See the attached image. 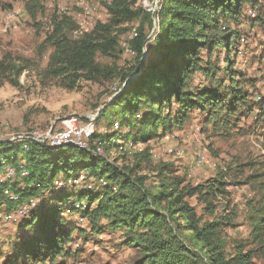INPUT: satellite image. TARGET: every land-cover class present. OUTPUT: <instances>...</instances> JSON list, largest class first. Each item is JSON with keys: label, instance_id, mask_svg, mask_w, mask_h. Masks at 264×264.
Here are the masks:
<instances>
[{"label": "trees", "instance_id": "obj_1", "mask_svg": "<svg viewBox=\"0 0 264 264\" xmlns=\"http://www.w3.org/2000/svg\"><path fill=\"white\" fill-rule=\"evenodd\" d=\"M38 2L31 0L26 5L32 17ZM135 3L136 0L104 2L109 14L107 22H96L89 31L83 29L88 32L80 31L81 35L75 39L68 37L76 27L74 21L69 16L53 15L51 30L43 43L53 47L45 70L48 77L72 76L73 83L80 78L113 79L117 68L96 61V55L113 56L120 27L139 21L129 44L135 53V63L121 74V88L112 94L111 101L99 107L95 123L103 117H114L110 126L119 121L115 118L121 111L124 115L129 113L128 117L119 118L120 129L125 126L133 130L122 141L145 146L142 151L133 152L135 159L131 166L119 167L107 157V152L115 145L116 132H94L89 139V150L71 143L51 145L35 138L0 140V173L5 169L1 159L17 171L25 169L24 177L22 172H15L12 179L16 180L0 181V226L26 216L46 193L53 201L42 213H37L45 203L42 199L29 213L30 220L22 226L35 225L36 233L16 244L2 264H55L58 256L68 255L64 248L75 227L61 214L70 211H78L96 232L105 227L121 231L123 244L137 254L133 264H256L255 257H264V193L248 203V240L234 239L229 245L222 230L224 222L214 215L217 199L228 196L225 172L220 171L213 178L194 185L177 174L169 162L157 164L153 182L149 184L145 182V175L138 174L142 159L151 157L146 144L182 125L193 109L208 114L209 121H213L219 132L232 126L245 106L264 109L263 97L252 102L247 100V91L235 78L237 71L229 66L220 69L211 63L214 48L220 47L228 53L242 37L227 23L238 19L243 3L252 6V24L257 23L264 29V0H162L158 11L147 12ZM155 18L159 32L147 66L139 71L147 41L144 24L152 26ZM203 48L208 50L206 60L199 55ZM23 68L11 55L0 58V84L8 81L17 85ZM217 71L223 73V78ZM133 73L137 74L125 83ZM196 73L209 84L201 88L195 86L192 77ZM24 144L26 149L22 148ZM99 145L103 154L93 151ZM16 158L19 162L12 165ZM242 167L238 163L235 168L223 169L237 176L242 175ZM69 170L79 171L70 176ZM81 170L97 182L98 188L82 186L75 190L77 187H71L73 193L65 191L68 187L54 188L53 182L60 171L66 174L63 180H68ZM255 179L263 181L264 168L258 174L246 176L245 182ZM95 189L99 190L93 192ZM191 198L195 204L190 202ZM32 200L35 203L26 214L16 213ZM5 214L11 215L10 219H4ZM101 220L105 224L100 225Z\"/></svg>", "mask_w": 264, "mask_h": 264}, {"label": "rangeland", "instance_id": "obj_2", "mask_svg": "<svg viewBox=\"0 0 264 264\" xmlns=\"http://www.w3.org/2000/svg\"><path fill=\"white\" fill-rule=\"evenodd\" d=\"M106 1L109 0H87L88 5L90 3L96 8V14L91 17L95 23L107 22L109 19L104 5ZM161 1L136 0L135 6L141 7L145 12L151 9L158 11ZM29 3L31 0H0V58L11 55L24 66L17 85L8 81L0 84V140H12L14 139L12 136L16 134L46 135L47 132H53L65 118L77 117L84 120L90 117L89 128L84 135L85 140L89 143L94 132L101 134L116 132V138L113 141L115 145L107 152V157L119 167L131 166L135 159L134 153H131V150L124 152L118 149V142L125 140L128 132H133L125 126L120 129L118 125L119 118L128 117L129 113L124 115L121 111L115 118L119 121L113 120L115 122L111 123L112 126H109V123L114 117H103L96 123L95 119L99 107L111 101L112 94L121 88L123 84L121 74L127 72L135 63V53L129 44L139 21L125 23L120 27L119 30H122L113 56L96 55V61L117 68L113 79L101 78L98 81H91L80 78L73 83L72 76L60 78L47 76L45 70L53 47L43 41L51 30L53 15L69 16L74 21L76 27L69 32L68 36L71 39L80 36V31L82 33L89 31L78 27V22L90 20L89 16L83 19L81 8L73 4V0H39L38 6L34 7L35 16L32 17L26 8ZM251 8L249 3H243L238 19L227 23L230 28L245 37L243 46L237 51L236 48L231 49L228 53L216 47L211 53V63L217 68L229 66L238 72L235 78L240 80L243 90L247 91V100L250 102L264 98L262 83L264 29L257 23L252 24L253 10ZM7 10H15L19 14L16 18L8 20L5 17ZM157 22L155 18L152 26H149L147 22L144 24L147 41L143 48L145 56L140 59L141 70L147 66L154 38L159 32ZM199 55L206 60L208 50L201 49ZM217 74L223 78L222 72L217 71ZM248 80H251V83H247ZM127 81L128 78L124 82ZM192 81L200 88L209 84L200 73L194 74ZM71 84L74 86L70 87ZM160 131L161 128H159ZM97 147L101 148V154H103V148L100 145ZM146 147L150 149L151 157L142 159L141 170L138 171V174L147 177L146 184L153 182L154 171L159 162L172 163L176 173L184 176L185 180L193 185L213 178L220 171L225 172L228 196L217 199L214 215L224 222L222 230L229 245L234 239L248 240L250 231L247 220L248 203L256 201L261 193H264V179L263 181L255 179L246 183L245 177L249 174H258L264 168V109L261 111L258 107L245 106L233 125L223 132L215 129L213 121H209L208 114L193 109L188 120L182 125L173 127L164 135L152 138ZM18 162L16 158L14 163H10L15 165ZM238 163L243 165L242 175L235 176L233 172L223 169L235 168ZM76 171L79 170H69L68 173L72 176ZM81 171L68 180H63L66 179L64 178L66 174L60 171L53 182L54 188L68 187L65 191L69 193L74 191L71 187H77L75 190L82 186L98 188L97 182L91 177H86L85 172ZM98 190L95 189L93 192ZM46 194L39 198L34 207L45 201L37 209V213H42L53 203L51 197ZM190 202L195 204L193 198ZM69 204L71 205L72 202ZM196 210L200 213V206L197 205ZM30 212L26 216L7 221L0 226V264L13 252L16 244L36 233L35 225L26 228L22 226L24 222L30 220L28 216ZM61 216L68 224L75 227V230L64 248L68 255L58 256L55 264H133L136 260L135 250L123 244L124 235L121 231H113L105 227L103 231L96 232L78 211L64 212ZM205 218L211 217L205 216ZM99 224L103 225L105 221L101 220ZM254 261L256 264H264V257L257 256Z\"/></svg>", "mask_w": 264, "mask_h": 264}, {"label": "bare ground", "instance_id": "obj_3", "mask_svg": "<svg viewBox=\"0 0 264 264\" xmlns=\"http://www.w3.org/2000/svg\"><path fill=\"white\" fill-rule=\"evenodd\" d=\"M69 1V0H68ZM76 4V6H78L79 8H81V13H82V17H83V19H85L87 16H89V18H90V20H85V22L84 21H80V22H78L79 23V27L81 28V29H84V30H88V29H90V28H92L93 26H94V21H92V18L91 17H93L95 14H96V12H95V7H92L91 5H90V3H89V5H88V3H87V0H73V4ZM93 5V4H92ZM95 6V5H94ZM100 7V6H99ZM56 8V7H55ZM60 10V9H59ZM15 13H17L15 10H7V11H5V17L8 19V20H10L9 19V16H11L12 14H15ZM78 15V14H77ZM79 15H81V14H79ZM245 42V37L244 36H242L241 38H240V40L239 41H237L235 44H234V49L236 48V51H237V49L238 48H241L242 46H243V43ZM241 52V51H240ZM262 83H263V86H264V75H263V81H262ZM53 132H51V133H46V135H50V134H52ZM86 134V133H85ZM16 136H19V137H14V139H12V140H23V139H29V138H35V139H37V137H35V136H30L29 134H25V135H21V134H16ZM87 137V136H86ZM10 140V139H9ZM38 140H42V141H46V142H48L49 144H51V145H59V144H63V143H71V144H74V145H76V146H78L79 148H81V149H86V150H89L90 149V144L85 140V138H84V142L86 143V144H88V145H86V144H83V143H80L79 141H62V142H57V143H55V142H49V141H47V140H43V139H38ZM22 148H27L26 147V145L24 144L23 146H22ZM118 149L119 150H121V151H124V152H126V151H129V150H131L132 152L131 153H133V152H140V151H142V149H143V146L141 145V144H138V143H132L131 141H121V143H119L118 144ZM96 154H101L102 152H101V148L100 147H97V148H95L94 150H93ZM1 163L2 164H4V167L5 168H7V169H12V170H15V168L14 167H11V166H8L7 164H6V161L5 160H3V159H1ZM198 163V162H197ZM15 177V172H12V178H14ZM81 178V177H80ZM0 181H5V175H1V173H0ZM34 201L32 200L29 204H30V206L29 207H27L29 204H26V205H23V206H21L18 210H17V214H19V215H24V214H26L27 213V211L29 210V208L31 207V206H33L34 205ZM18 211H22L21 213H18ZM10 217H11V215H7V214H5L4 215V219H10Z\"/></svg>", "mask_w": 264, "mask_h": 264}, {"label": "built area", "instance_id": "obj_4", "mask_svg": "<svg viewBox=\"0 0 264 264\" xmlns=\"http://www.w3.org/2000/svg\"><path fill=\"white\" fill-rule=\"evenodd\" d=\"M19 14L17 11L16 14H12L9 16V19H14ZM264 75V73H263ZM89 119L90 117H86V119H78L77 117H69L63 119L59 126H57L53 133L50 135H36V134H29L30 136H35L37 139L47 140L49 142H62V141H79L80 143L86 144L84 142V135L86 133V129L89 128ZM12 137H19V136H12ZM88 145V144H86ZM12 172H22V177L25 176V169L24 171H17L12 169L5 168L1 171V175H5V182H11L16 179H12ZM30 204L27 206L29 207ZM22 211H18L21 213Z\"/></svg>", "mask_w": 264, "mask_h": 264}, {"label": "water", "instance_id": "obj_5", "mask_svg": "<svg viewBox=\"0 0 264 264\" xmlns=\"http://www.w3.org/2000/svg\"><path fill=\"white\" fill-rule=\"evenodd\" d=\"M143 56H145L144 52H143L142 57H143ZM139 71H141V69H139ZM137 73H138V72H137ZM137 73H136V74H137ZM136 74H133V75L129 76V77H128V80H130V79H131L134 75H136ZM102 107H103V106H101L100 108H102ZM98 113H99V109H98ZM98 113H97V115H98Z\"/></svg>", "mask_w": 264, "mask_h": 264}]
</instances>
